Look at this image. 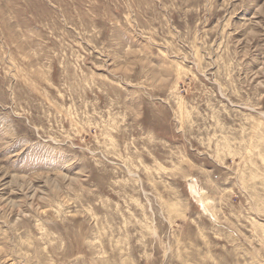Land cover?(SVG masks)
<instances>
[{"label":"rangeland","instance_id":"rangeland-1","mask_svg":"<svg viewBox=\"0 0 264 264\" xmlns=\"http://www.w3.org/2000/svg\"><path fill=\"white\" fill-rule=\"evenodd\" d=\"M0 264H264V0H0Z\"/></svg>","mask_w":264,"mask_h":264}]
</instances>
